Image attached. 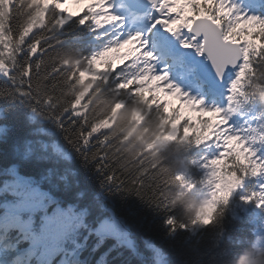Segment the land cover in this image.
I'll return each instance as SVG.
<instances>
[{"label":"trees","instance_id":"obj_1","mask_svg":"<svg viewBox=\"0 0 264 264\" xmlns=\"http://www.w3.org/2000/svg\"><path fill=\"white\" fill-rule=\"evenodd\" d=\"M84 11L90 14L83 23L78 14L62 24L65 14L51 0H0V96L8 94L10 84L27 86L15 89L24 93L18 99H0V179L48 176L45 190L63 189L58 176L65 168L73 174V166L89 170L98 204L81 216L76 236L81 247L73 260L78 253L87 264H241L243 256L247 264H264V248L257 242L264 219L233 215L231 198L215 209L211 223L195 225L187 241L184 231L168 235L162 218L139 204L135 189L127 202L107 204L104 169L109 168L108 176L114 172L126 182L135 180L137 187L142 184L144 200L159 203L177 223L191 224L212 195L198 166L203 154L183 130L172 138L173 122L155 93L138 87L130 94V85L117 88L122 80L96 82L84 73L97 62L112 69V62L99 57L107 32L97 33L101 27L92 8ZM229 93L238 112L256 116L259 137L264 136V52L251 57L236 91ZM9 105L14 107L5 116ZM47 138H53L57 161L37 156ZM72 195L57 191L69 202ZM105 217L125 226L134 248L96 234L91 226Z\"/></svg>","mask_w":264,"mask_h":264},{"label":"snow or ice","instance_id":"obj_2","mask_svg":"<svg viewBox=\"0 0 264 264\" xmlns=\"http://www.w3.org/2000/svg\"><path fill=\"white\" fill-rule=\"evenodd\" d=\"M154 4L146 26L134 32L122 25L108 32V27L121 23V17L107 15L115 23L96 30L107 32V46L99 57L116 65L110 77L119 73L118 79L131 78L132 89L155 92L159 108L173 122L172 138L183 130L188 142L203 154L201 164L212 198L191 224L177 223L159 203L144 200L142 184L137 187L135 180L126 182L114 172L108 176L111 169L101 165L107 204L127 202L135 189L139 204L162 218L167 234L187 232L186 241L195 235V225L211 223L215 209L230 198L233 215L247 213L253 220L264 219V136L250 137L243 129L228 127L227 110L215 106L229 80L236 91L251 57L264 52V0H154ZM129 5L137 11L142 6L141 0H129ZM60 7L73 15L80 13L81 23L90 14L85 9L108 11L107 0H66ZM17 87L27 86L10 84L8 94L0 99L11 101L24 95L15 91ZM9 107L14 105L5 108V116ZM182 108L195 116L184 114ZM52 139L39 147L38 158L59 159ZM73 167L74 174L65 168L58 176L63 189L52 185L45 190L44 181L51 182L48 176L0 179V264H87L78 253L73 260V253L81 247L76 239L81 216L98 201L89 170ZM57 191L72 193L71 202L58 198Z\"/></svg>","mask_w":264,"mask_h":264},{"label":"rangeland","instance_id":"obj_3","mask_svg":"<svg viewBox=\"0 0 264 264\" xmlns=\"http://www.w3.org/2000/svg\"><path fill=\"white\" fill-rule=\"evenodd\" d=\"M51 1L54 3V5L56 7H58L60 10H62L64 12V14H65L64 20L65 21L74 17L77 14H80V13H76L75 15H73L72 13H69V12L63 10L60 7V5L65 3L66 0H51ZM73 2H76V0H73ZM123 5L124 4L122 2H118L117 0H107V7H108L107 12H104L102 9L93 8L94 14H95L94 15L95 23L96 24H100V23L105 24L108 21L106 19L107 15L119 16L121 13L123 14L125 12ZM153 7H155V6L150 5L148 7V11L142 15H134V14L128 13L126 24L124 22L122 23L123 29L125 31H133V32L136 31L137 29H143L147 24L148 15H149V13ZM74 10H75V8H74ZM143 15H144V17H143ZM111 66H112V69H110L106 64H103V62H97L95 64V66L86 68L84 73H86L87 76L93 78L96 82H98L99 80H102L104 82H106V81L114 82L117 80H122V79H118V77L120 76L119 73H117V75L115 77H110V73L115 71V68H116V65H114L113 63H111ZM122 81L120 82V86H117V88L118 87L123 88L124 86L131 85V78H129L128 80H122ZM121 85H123V87ZM130 91H131L130 92V94H131L133 92V89H131ZM168 99L171 101L172 104L176 103L174 98L169 97ZM75 108H77V107H75ZM78 111H79L78 109L74 110L73 115H76L78 113ZM182 112L186 115L195 116L194 112H189L185 108H182ZM198 166H199L200 170L202 171V173H200V175L203 176L206 186L208 187V189L212 193V187L208 183V178L205 174V169L203 168V166L201 164V160L198 161ZM91 228L99 236H104V235L114 236L122 244H125V245H128V246L134 248L133 241H132L131 237L129 236L127 229L115 217H105L97 225L91 226ZM257 242L260 246H262L264 248V233H262L258 237ZM154 250H155V257L157 259V262L163 263L164 260L162 259V256L158 253V250L156 248H154Z\"/></svg>","mask_w":264,"mask_h":264},{"label":"bare ground","instance_id":"obj_4","mask_svg":"<svg viewBox=\"0 0 264 264\" xmlns=\"http://www.w3.org/2000/svg\"><path fill=\"white\" fill-rule=\"evenodd\" d=\"M72 18H73V17H72ZM72 18H70V19H72ZM70 19H68V20H70ZM61 21L63 22V21H65V20L62 19ZM216 102H217V103L222 102V98L218 97V98L216 99Z\"/></svg>","mask_w":264,"mask_h":264},{"label":"clouds","instance_id":"obj_5","mask_svg":"<svg viewBox=\"0 0 264 264\" xmlns=\"http://www.w3.org/2000/svg\"><path fill=\"white\" fill-rule=\"evenodd\" d=\"M241 264H247L246 258L245 257H241Z\"/></svg>","mask_w":264,"mask_h":264}]
</instances>
